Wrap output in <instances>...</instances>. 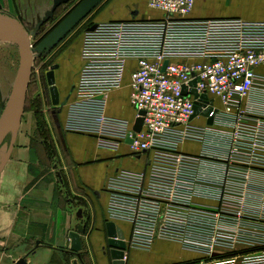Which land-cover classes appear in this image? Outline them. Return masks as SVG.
I'll use <instances>...</instances> for the list:
<instances>
[{
  "label": "built area",
  "instance_id": "built-area-1",
  "mask_svg": "<svg viewBox=\"0 0 264 264\" xmlns=\"http://www.w3.org/2000/svg\"><path fill=\"white\" fill-rule=\"evenodd\" d=\"M193 3L147 0L161 17L82 32L76 99L120 88L128 69L142 119L121 139L144 166L107 178L106 215L130 224L128 249L165 240L199 257L180 264H264V21L192 19Z\"/></svg>",
  "mask_w": 264,
  "mask_h": 264
},
{
  "label": "crops",
  "instance_id": "crops-1",
  "mask_svg": "<svg viewBox=\"0 0 264 264\" xmlns=\"http://www.w3.org/2000/svg\"><path fill=\"white\" fill-rule=\"evenodd\" d=\"M16 1L0 0V12L11 13ZM36 1L35 7L40 6L41 1L45 2ZM61 1L48 0L50 9L45 10L41 19L35 22V30L46 13ZM99 2L107 4L97 21L128 19L130 15L134 19H153V16L140 15L138 11L139 6L147 5V0ZM159 14L154 18H159L161 12ZM188 17L240 18L259 23L264 21V0H194ZM68 32L54 45L49 44L46 36L43 45L51 47L60 41L62 43ZM80 43L81 36L66 46L52 64L57 65L54 69V84L59 96L57 105L51 103L45 76L48 104L57 123L56 128L49 130L55 160L40 138L38 128L33 127L31 120H24V111L9 158L0 171V264H14L19 258H24L26 264H74L75 260L77 264H111L106 243L105 223L111 220L106 215L108 197L105 182L118 169L130 167L125 157L134 161L140 159L130 153L127 142L121 139L133 125L135 110L129 99L128 69L120 88L94 99H76L74 88L81 67ZM257 72L264 74V64L257 68ZM116 100L121 101L122 109L114 108ZM262 110L264 112V104ZM185 143L197 146L190 153L199 150L198 143ZM143 166L144 158L139 166L129 170H140ZM47 168L48 172L45 171ZM79 198L80 203L77 204ZM112 222L126 241L130 235V224L126 221ZM78 226L82 227L79 232V259L70 252L69 238V232H78ZM160 245L186 251L176 242L156 240L148 250L126 248L125 264L126 253L130 250L146 256ZM185 261L171 259L151 264H180Z\"/></svg>",
  "mask_w": 264,
  "mask_h": 264
},
{
  "label": "rangeland",
  "instance_id": "rangeland-1",
  "mask_svg": "<svg viewBox=\"0 0 264 264\" xmlns=\"http://www.w3.org/2000/svg\"><path fill=\"white\" fill-rule=\"evenodd\" d=\"M80 1L81 0H72L70 2L61 4L52 18L43 24L38 30L34 29L35 22L38 19H41L40 16L44 15L43 13L45 10L50 9L48 6V0H45V2L41 1L40 6L37 7L34 6V4H37L36 0H17L11 13L0 12V19L7 17L15 19L22 23L27 32L33 59L26 90L27 104L24 110L26 112V117L24 116V120L26 118L29 121L31 120L33 127L38 128V134L40 135V138L44 140L52 160H55L56 153L49 130L56 128L55 125L57 123L55 121L54 113H51L48 104L45 72L54 62L58 60L62 50L66 46L70 45L77 37L81 36L83 30L90 23L97 21V19L102 16L107 3H97L90 10L89 14L78 24V26L68 32L62 43L61 41L57 43L59 45L56 44L55 46L51 47L49 45L44 46L43 42L46 36H48L49 31L55 27L56 23L62 20ZM138 11L140 15L153 16L152 18H154V16L160 15L158 10L149 8L147 5L139 6ZM128 19H133V16L130 15ZM19 58V44L17 40L14 38L9 40L0 39V113L5 105L12 84L16 77L19 66ZM73 59V56L70 57L71 63L73 62ZM121 105V101L116 100L114 103V108L122 109ZM11 130L12 128L9 129V133L6 134L0 144V161L4 154L3 151L8 144ZM180 149L185 152H194L197 149V146L190 143H184L181 145ZM124 160L130 164V167L124 166L123 168L133 169L134 167L141 164L143 157L140 158L139 161H134L127 156ZM48 169L49 168L45 169V171L48 172ZM79 203L80 198L77 201V204ZM234 248V250H239L241 249V246L237 245ZM213 250L226 251L224 248H214ZM171 259L192 261L194 259H198V256L193 252L189 253V251L181 252L168 245H160L146 256L135 253L132 250L126 253V264H151L153 262L162 263Z\"/></svg>",
  "mask_w": 264,
  "mask_h": 264
},
{
  "label": "water",
  "instance_id": "water-1",
  "mask_svg": "<svg viewBox=\"0 0 264 264\" xmlns=\"http://www.w3.org/2000/svg\"><path fill=\"white\" fill-rule=\"evenodd\" d=\"M66 1L67 0H62L61 2L56 3L52 9L46 13L39 24H37L36 29H38L45 21L48 20L57 5ZM99 1L100 0L80 1L49 33V44L54 45L68 31L81 22ZM11 38H16L19 41L20 58L16 77L12 84L9 96L0 113V144L6 134L9 132V129L12 128L10 131V138L7 148L0 161V171L9 158L10 152L15 142V137L19 129L21 118L24 112L26 90L33 59L29 38L23 25L15 19H0V39L9 40ZM55 68H57L56 64L50 66L49 70L45 73L46 81L49 85L50 99L53 105L59 104L58 91L54 84ZM208 122L210 123L211 119H209ZM141 124L142 119L140 117L135 118L132 125L133 131H139ZM127 141L129 142L130 140L128 139ZM105 228L107 236L106 243L109 249L111 264H125L124 252L126 250V244L121 230L117 228L112 221L106 222ZM81 231L82 227L78 226V232H69V238L71 240L70 252L74 253L77 259L80 258L79 251L81 250V240L79 232ZM14 264H26V262L24 258H19ZM74 264H77L76 260Z\"/></svg>",
  "mask_w": 264,
  "mask_h": 264
},
{
  "label": "trees",
  "instance_id": "trees-1",
  "mask_svg": "<svg viewBox=\"0 0 264 264\" xmlns=\"http://www.w3.org/2000/svg\"><path fill=\"white\" fill-rule=\"evenodd\" d=\"M70 1H71V0H67L66 2H70ZM60 5H61V4H59V5L56 6V8L53 10V13L56 12V10L59 8ZM53 13H52V14H53ZM26 104H27V101H26V99H25V107H26ZM198 259H199V257H198ZM198 259H194V260H192V261H196V260H198ZM192 261L187 260V261H185V262H183V263L192 262Z\"/></svg>",
  "mask_w": 264,
  "mask_h": 264
},
{
  "label": "flooded vegetation",
  "instance_id": "flooded-vegetation-1",
  "mask_svg": "<svg viewBox=\"0 0 264 264\" xmlns=\"http://www.w3.org/2000/svg\"><path fill=\"white\" fill-rule=\"evenodd\" d=\"M71 1H72V0H71ZM64 3H67V2H64ZM64 3H61V4H64ZM53 15H54V13L48 18V20H50V19L52 18ZM48 20H47V21H48ZM47 21H45L43 24H45ZM60 22H61V20H60L58 23H56L55 27H56ZM43 24H42V25H43ZM42 25H41V26H42ZM41 26H40V27H41ZM40 27H39V28H40ZM55 27H54V28H55ZM39 28H38V29H39ZM54 28H52V29L49 31V33H50ZM38 29H37V30H38ZM49 33H48V34H49Z\"/></svg>",
  "mask_w": 264,
  "mask_h": 264
},
{
  "label": "bare ground",
  "instance_id": "bare-ground-1",
  "mask_svg": "<svg viewBox=\"0 0 264 264\" xmlns=\"http://www.w3.org/2000/svg\"><path fill=\"white\" fill-rule=\"evenodd\" d=\"M15 40H17L16 38H14ZM18 44H19V41L17 40Z\"/></svg>",
  "mask_w": 264,
  "mask_h": 264
}]
</instances>
